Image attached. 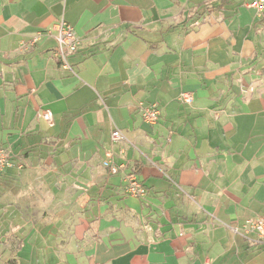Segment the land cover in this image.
Listing matches in <instances>:
<instances>
[{
	"label": "crops",
	"instance_id": "0c3cea01",
	"mask_svg": "<svg viewBox=\"0 0 264 264\" xmlns=\"http://www.w3.org/2000/svg\"><path fill=\"white\" fill-rule=\"evenodd\" d=\"M249 1L0 0L15 164L0 172V264H264V243L233 231L264 218V13ZM61 19L81 39L73 71L55 55ZM130 171L145 197L127 194Z\"/></svg>",
	"mask_w": 264,
	"mask_h": 264
},
{
	"label": "built area",
	"instance_id": "2783aa9c",
	"mask_svg": "<svg viewBox=\"0 0 264 264\" xmlns=\"http://www.w3.org/2000/svg\"><path fill=\"white\" fill-rule=\"evenodd\" d=\"M247 5L250 8H254L259 15H262L264 13V0H250ZM55 30V37L57 40L55 55L61 60V63L65 68L73 71V67L69 62V56L80 49L81 39L76 33L73 25L65 19H61L55 24ZM40 36L41 34L33 39L31 43H34L36 40H38ZM194 99V94L189 91H184L179 96V101L183 103L191 104L193 103ZM140 111L144 122L148 125L156 124L161 115V108L157 102L149 104L143 102L140 103ZM40 116L48 121H52L51 111H42L40 113ZM124 138L125 137L120 129H115L112 132L113 140H122ZM105 164L111 174L119 172L124 167L123 164H116L112 157H108L105 161ZM16 165L18 167H23V164L20 162ZM13 166H15V164L10 158H8L5 149L0 148V172ZM124 179L126 182L125 187L127 194L138 198L145 197L147 189L145 185L140 181L136 173L131 171L127 172ZM233 231L235 233L244 234L253 233L256 235V241L258 243H264V218L258 217L247 219L241 228L234 227ZM205 264H209V262L207 261Z\"/></svg>",
	"mask_w": 264,
	"mask_h": 264
},
{
	"label": "trees",
	"instance_id": "16d2710c",
	"mask_svg": "<svg viewBox=\"0 0 264 264\" xmlns=\"http://www.w3.org/2000/svg\"><path fill=\"white\" fill-rule=\"evenodd\" d=\"M229 0H222V3L220 5H223L225 3H227Z\"/></svg>",
	"mask_w": 264,
	"mask_h": 264
}]
</instances>
